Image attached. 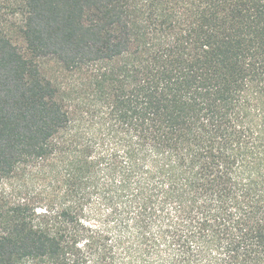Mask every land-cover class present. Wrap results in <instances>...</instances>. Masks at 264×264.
<instances>
[{
	"label": "trees",
	"instance_id": "trees-1",
	"mask_svg": "<svg viewBox=\"0 0 264 264\" xmlns=\"http://www.w3.org/2000/svg\"><path fill=\"white\" fill-rule=\"evenodd\" d=\"M0 264H264V0H5Z\"/></svg>",
	"mask_w": 264,
	"mask_h": 264
},
{
	"label": "rangeland",
	"instance_id": "rangeland-1",
	"mask_svg": "<svg viewBox=\"0 0 264 264\" xmlns=\"http://www.w3.org/2000/svg\"><path fill=\"white\" fill-rule=\"evenodd\" d=\"M4 3H5V0H0V6L4 5Z\"/></svg>",
	"mask_w": 264,
	"mask_h": 264
}]
</instances>
